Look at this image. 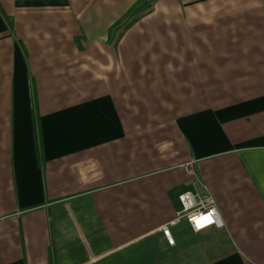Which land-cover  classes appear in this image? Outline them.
Wrapping results in <instances>:
<instances>
[{"label": "crops", "instance_id": "1", "mask_svg": "<svg viewBox=\"0 0 264 264\" xmlns=\"http://www.w3.org/2000/svg\"><path fill=\"white\" fill-rule=\"evenodd\" d=\"M0 264H264V0H0Z\"/></svg>", "mask_w": 264, "mask_h": 264}, {"label": "built area", "instance_id": "2", "mask_svg": "<svg viewBox=\"0 0 264 264\" xmlns=\"http://www.w3.org/2000/svg\"><path fill=\"white\" fill-rule=\"evenodd\" d=\"M181 210L177 212L180 219H185L196 234L210 228H221L223 222L217 211L212 195L203 188L201 193L187 191L179 196ZM169 245H174L168 225L161 228Z\"/></svg>", "mask_w": 264, "mask_h": 264}]
</instances>
